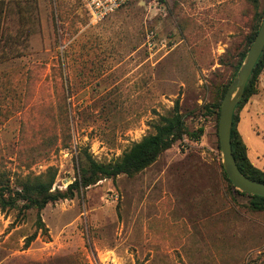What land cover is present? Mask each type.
Returning <instances> with one entry per match:
<instances>
[{"label":"rangeland","instance_id":"1","mask_svg":"<svg viewBox=\"0 0 264 264\" xmlns=\"http://www.w3.org/2000/svg\"><path fill=\"white\" fill-rule=\"evenodd\" d=\"M89 1L0 0V178L53 171L52 190H66L82 154L119 159L177 101L203 135L42 210L0 206V264H264V211L226 180L206 109L264 0H130L98 23Z\"/></svg>","mask_w":264,"mask_h":264},{"label":"trees","instance_id":"2","mask_svg":"<svg viewBox=\"0 0 264 264\" xmlns=\"http://www.w3.org/2000/svg\"><path fill=\"white\" fill-rule=\"evenodd\" d=\"M256 3V0L254 1ZM1 13V9H0ZM262 16L256 13L252 20L250 33L246 38V48L240 53L239 63L236 68L238 71L250 46L255 40L262 22ZM264 74V49L261 53L253 72L247 82L242 99L235 108L233 126L231 131L232 151L239 169L247 177L264 183V171L251 162L248 156L247 145L238 129L240 114L249 100L260 92V79ZM232 80L226 84L215 101L206 106L208 111L214 110L217 122L220 116L221 104L224 95ZM155 132L144 136L140 141L134 142L123 155L110 162H98L91 154L85 152L80 157L79 177L68 186L66 190H52L55 182L56 173L50 171L45 176L27 177L17 182L13 186L8 177L0 178V206L2 209H38L42 210L49 203L74 196L79 188H87L98 183L100 180L116 178L119 175L134 176L156 162L159 156L176 142L187 137L189 140H200L203 135V128L190 131L187 127L184 115L180 112L179 102L177 101L173 112L169 115L160 116L155 124ZM218 127V124H217ZM223 169V168H222ZM226 180L236 191L247 195L250 198V207L254 211H264V197L250 194L239 190L234 186L223 169ZM22 203V206H20ZM38 224L42 225L40 216Z\"/></svg>","mask_w":264,"mask_h":264},{"label":"water","instance_id":"3","mask_svg":"<svg viewBox=\"0 0 264 264\" xmlns=\"http://www.w3.org/2000/svg\"><path fill=\"white\" fill-rule=\"evenodd\" d=\"M264 49V19L242 61L235 77L231 81L221 104L218 122V136L223 156L224 170L239 190L264 197V183L253 180L239 169L232 151L231 131L237 104L242 99L247 82Z\"/></svg>","mask_w":264,"mask_h":264},{"label":"crops","instance_id":"4","mask_svg":"<svg viewBox=\"0 0 264 264\" xmlns=\"http://www.w3.org/2000/svg\"><path fill=\"white\" fill-rule=\"evenodd\" d=\"M238 129L251 162L264 171V74L260 79V92L241 111Z\"/></svg>","mask_w":264,"mask_h":264},{"label":"built area","instance_id":"5","mask_svg":"<svg viewBox=\"0 0 264 264\" xmlns=\"http://www.w3.org/2000/svg\"><path fill=\"white\" fill-rule=\"evenodd\" d=\"M130 0H90L88 2V12L92 23H98L116 12L120 7ZM150 6L157 5L167 0H148ZM145 47L150 53H157L166 47L165 42H159L157 34L153 30H149L145 35Z\"/></svg>","mask_w":264,"mask_h":264}]
</instances>
